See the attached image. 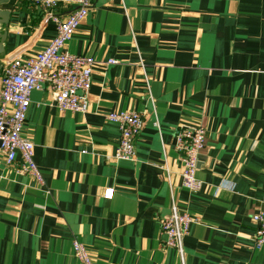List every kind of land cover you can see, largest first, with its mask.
I'll return each instance as SVG.
<instances>
[{"label": "crops", "instance_id": "obj_1", "mask_svg": "<svg viewBox=\"0 0 264 264\" xmlns=\"http://www.w3.org/2000/svg\"><path fill=\"white\" fill-rule=\"evenodd\" d=\"M3 1L0 65L57 35L27 0ZM65 50L97 61L89 109L61 112L49 88L32 93L24 135L43 183L20 172V153L11 165L0 154V264H79L75 240L94 264H183L161 230L174 201L199 219L185 264H264L253 221L264 213V0H93ZM121 111L145 121L128 161L106 119ZM181 125L206 130L196 194L183 187Z\"/></svg>", "mask_w": 264, "mask_h": 264}, {"label": "built area", "instance_id": "obj_2", "mask_svg": "<svg viewBox=\"0 0 264 264\" xmlns=\"http://www.w3.org/2000/svg\"><path fill=\"white\" fill-rule=\"evenodd\" d=\"M44 14V22L53 21L57 26L56 37L35 56L22 59L18 56L1 60L0 71V154L9 165L16 162L18 153L23 162L20 172L33 176L43 183V174L35 161V143L24 135L31 95L34 91L49 88L53 105L61 112L86 113L89 109V92L94 67L97 61L65 50L75 31L92 9L93 0H27ZM67 10L63 18L60 10ZM114 63V61H111ZM108 122L120 130V140L115 157L133 160L136 157L137 141L144 129V117L139 112H112ZM159 127V124L156 123ZM176 148L181 154L183 187L196 194L203 183L197 178L199 157L206 146V130L202 126L181 125L175 133ZM115 190L104 191V198H114ZM188 211L182 210L176 201L171 213L163 218L161 230L167 236L166 247L175 249L185 264L184 240L191 226L197 223ZM256 224L254 242L256 249L264 247V213L253 215ZM79 264H94L88 248L80 241L73 242Z\"/></svg>", "mask_w": 264, "mask_h": 264}, {"label": "water", "instance_id": "obj_3", "mask_svg": "<svg viewBox=\"0 0 264 264\" xmlns=\"http://www.w3.org/2000/svg\"><path fill=\"white\" fill-rule=\"evenodd\" d=\"M6 3L3 0H0V7ZM10 22V12L9 11H3L0 9V26L1 25H8ZM7 34L4 33L3 35H0V56L5 53V46L4 43L6 41ZM2 69V65H0V71Z\"/></svg>", "mask_w": 264, "mask_h": 264}]
</instances>
